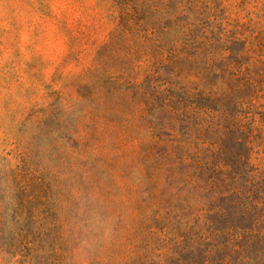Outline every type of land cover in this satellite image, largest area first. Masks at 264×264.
<instances>
[{
	"label": "rangeland",
	"instance_id": "obj_1",
	"mask_svg": "<svg viewBox=\"0 0 264 264\" xmlns=\"http://www.w3.org/2000/svg\"><path fill=\"white\" fill-rule=\"evenodd\" d=\"M216 8L264 31V0H222ZM117 24L112 0H0V264H133L136 252L170 251L157 235L164 221L151 219L154 192L159 189L164 202L177 187L168 166L152 175L148 143L153 134L165 137L163 113L143 115L139 85L108 91L102 82L120 73L119 64L99 56ZM259 38L264 43V34ZM135 63L144 68L136 67L130 82L144 83L146 64ZM200 64L193 63L184 81L185 105L199 111L189 121L197 129L191 141L206 157L217 139L222 163L243 168L242 153L264 172V149L255 144L254 152L248 150L250 124L242 133L233 129L215 97V70L200 79L198 69L210 72L204 58ZM257 67L264 72L263 63ZM159 72L154 84L162 86L168 73ZM206 85L213 99L199 96ZM210 113L224 121L214 118L208 129L201 127ZM207 140L213 143L208 149ZM196 198L201 202L187 218L197 234L207 235L193 219L203 224L206 209L224 198L215 202V189ZM237 212L227 208L221 227L235 223ZM212 220L205 229L215 226V214ZM181 247L162 260L152 255L147 264H176L178 254L182 264L207 258L206 245L188 252Z\"/></svg>",
	"mask_w": 264,
	"mask_h": 264
},
{
	"label": "trees",
	"instance_id": "obj_2",
	"mask_svg": "<svg viewBox=\"0 0 264 264\" xmlns=\"http://www.w3.org/2000/svg\"><path fill=\"white\" fill-rule=\"evenodd\" d=\"M112 1L118 10V24L99 56L105 54L108 61L119 64L120 73L109 75L102 82L108 91L111 87L117 90L139 85L144 92L140 101L143 115L155 117L156 112L163 113L162 128H167V133L164 138L153 134L148 143L154 157L152 175L155 178L156 172L159 175L168 166L177 183L172 199L163 202L159 189L153 194L156 200L151 219L164 221L166 228L163 226L157 235L164 243L171 244L170 251L156 248L149 256L136 252L133 264L150 263L152 255L161 260L174 256L173 252L180 246L188 252L200 251L205 245L207 258L202 264H264V172L256 169L242 153L238 160L243 168L234 171L222 163L217 155L221 150L217 139L215 149H208L213 143L203 141L207 142L210 154L201 155L203 148L191 141L197 129L189 122L199 111L193 108L190 112L186 107L185 95L189 93L184 84L193 63L201 65L200 59L204 58L210 72L204 74L198 69L199 78L203 75L207 80L215 70V97L218 94L220 106L227 111V121L239 133L249 123L246 140L249 152H254L255 144L264 149V72L260 67L255 71L257 65L264 64V43L259 38L264 31L257 23L258 27H251L249 23L234 21L228 13L216 8L222 0ZM138 60L146 64L144 83H131L135 68H144L143 64L135 63ZM161 70H166L169 81L159 86L154 81ZM116 77L118 80L111 82ZM199 96L213 99L212 85H206ZM196 97L198 94L193 91L192 98ZM214 118L215 122L224 121L220 115L210 113L201 127L205 125L208 129ZM160 145H165V149L160 154L154 153ZM213 189L215 202L223 197L224 204L220 201L215 207L207 208L203 224L198 218L193 219L196 229L208 230L207 235L197 234L190 227L187 213L199 205L196 202H201V198H196L200 191ZM229 207L236 208L239 217L235 223L221 227L220 219ZM214 214L215 226L205 229L206 223H213ZM186 234H191L189 246ZM178 256L176 264H182Z\"/></svg>",
	"mask_w": 264,
	"mask_h": 264
}]
</instances>
